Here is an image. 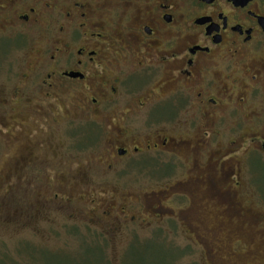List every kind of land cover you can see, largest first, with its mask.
<instances>
[{"label":"flooded vegetation","instance_id":"af4514ba","mask_svg":"<svg viewBox=\"0 0 264 264\" xmlns=\"http://www.w3.org/2000/svg\"><path fill=\"white\" fill-rule=\"evenodd\" d=\"M0 136L25 148L12 172L20 183L29 168L106 148L111 170L130 162L189 188L93 199L88 218L103 230L203 208L219 228L260 235L249 246L237 239L231 255L264 264L255 250L264 248V192L248 182L252 161L264 166V0H0ZM57 171L62 182L85 174ZM61 199L28 206L36 217ZM150 208L155 219L141 220ZM186 220L203 243L201 226ZM83 243L108 264L102 241ZM210 247L204 264H213Z\"/></svg>","mask_w":264,"mask_h":264},{"label":"rangeland","instance_id":"374dc122","mask_svg":"<svg viewBox=\"0 0 264 264\" xmlns=\"http://www.w3.org/2000/svg\"><path fill=\"white\" fill-rule=\"evenodd\" d=\"M2 136L0 264H103L101 249L96 251L88 247L90 244L83 243V240L102 241L104 258L108 264H168L171 258L167 255L174 254H177L174 264H204L206 246H211L209 250L214 254L212 256L211 253L213 264H242L243 259L231 255L235 247L233 244L237 239L248 246L251 245L248 242L261 240V236L255 235L251 228L240 234L231 226L217 227L215 215H207L203 208H200L201 214L200 211L198 214L186 212L187 220L182 217L184 215L176 214L181 220L179 222L176 217L164 225L124 222L121 232H113L107 228L103 230V227L95 226L88 218L90 211L96 206L93 205V199L124 198L122 194H128L132 195L130 197L133 199L144 201L153 195L157 197L163 189L168 192L172 190L173 193H189V188L175 181L167 183L159 178L157 170L139 169L130 162L111 170L105 155L106 148L89 150L84 157H72L70 162L64 165L45 164V168L39 166L37 171H34L35 168H29L26 171L28 177L20 183L12 176V172L16 169L20 152H24L25 148L17 147L14 142L3 141ZM70 149L76 155V148ZM252 166L255 174L248 176V182L251 183L249 190L254 193L255 189L261 194V191L264 192V166L256 160L252 161ZM82 168L85 174L80 179H61L65 180L62 182L51 174L55 173L54 170L59 174L58 169L76 176ZM51 176L53 182L50 183L48 180ZM56 193L63 196L65 201H53L40 209L36 217L33 216L34 210H31L28 204H31V201L44 202L45 199H54ZM111 194L119 196L112 197ZM57 202L63 205L57 206ZM20 206L24 215L18 212ZM204 206L206 207L205 202ZM169 207L171 210L167 212L174 213L175 204L170 202ZM151 211V208L150 211L145 209V212L139 215L140 219H155V213ZM185 220H192L193 224L201 226L205 237L203 243L185 231ZM133 241L138 243L134 242V245L128 248L129 242ZM208 242L213 243L207 244ZM161 245L166 250L162 249ZM169 249L174 254L169 253ZM257 249L264 252L261 246H257L255 250ZM166 251V256L156 258ZM209 258L207 256L208 262Z\"/></svg>","mask_w":264,"mask_h":264},{"label":"trees","instance_id":"16d2710c","mask_svg":"<svg viewBox=\"0 0 264 264\" xmlns=\"http://www.w3.org/2000/svg\"><path fill=\"white\" fill-rule=\"evenodd\" d=\"M161 248L162 249H165V247H163V245H161ZM166 250V249H165ZM167 253V251L166 252H164V253H161L158 257H156V258H162L165 254ZM169 253H173L170 249H169ZM174 254V253H173ZM167 255V254H166ZM165 255V256H166ZM177 255V254H176ZM175 254L173 255V256H171V255H167V256H169L171 259V261L168 263V264H174V262L173 261H175L176 260V256ZM173 258H174V260H173Z\"/></svg>","mask_w":264,"mask_h":264}]
</instances>
